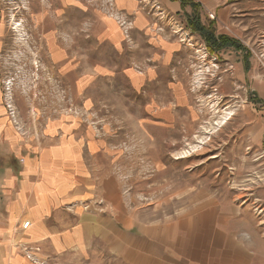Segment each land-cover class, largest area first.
Here are the masks:
<instances>
[{
	"label": "rangeland",
	"instance_id": "374dc122",
	"mask_svg": "<svg viewBox=\"0 0 264 264\" xmlns=\"http://www.w3.org/2000/svg\"><path fill=\"white\" fill-rule=\"evenodd\" d=\"M193 1L204 25L252 56L210 54L188 27L196 9L179 2L174 15L177 1L0 0V103L29 130L68 114L92 125L109 146L94 167L118 180L119 226L143 246L151 230L171 231L199 208L193 195L205 192L242 214L234 236L264 248V156L244 134L255 118L251 90L264 81V0ZM174 40L186 49L169 61ZM134 225L141 235L128 231Z\"/></svg>",
	"mask_w": 264,
	"mask_h": 264
},
{
	"label": "crops",
	"instance_id": "0c3cea01",
	"mask_svg": "<svg viewBox=\"0 0 264 264\" xmlns=\"http://www.w3.org/2000/svg\"><path fill=\"white\" fill-rule=\"evenodd\" d=\"M124 7L129 12L132 6ZM168 8L178 15L181 6L169 2ZM184 49L174 40L166 60ZM251 92L264 101V81ZM248 103L255 118L244 134L264 156V107ZM108 147L76 115H58L29 130L0 103V264H264L262 246L233 235V221L242 214L237 218L232 206L222 207L233 203L205 192L193 195L199 208L184 213L171 231L151 230L150 246L121 231L126 212L119 182L93 162L107 158ZM142 229L128 231L135 236Z\"/></svg>",
	"mask_w": 264,
	"mask_h": 264
},
{
	"label": "trees",
	"instance_id": "16d2710c",
	"mask_svg": "<svg viewBox=\"0 0 264 264\" xmlns=\"http://www.w3.org/2000/svg\"><path fill=\"white\" fill-rule=\"evenodd\" d=\"M177 1L182 4L183 7L190 6L196 9V14L194 17H190L188 20V27L192 30L193 33L199 35L206 44L208 52L212 55L218 54L221 51L235 49L237 51H242L244 54L252 56L251 52L247 51L239 42L233 40L228 36L217 35L214 27V23H209L204 25L199 11L201 10V5L195 3L193 0H172ZM198 11V12H197ZM249 59V58H248ZM245 58V70L246 72L250 71L251 65L249 60ZM251 102L255 104H261L264 107V101H259L256 99H250Z\"/></svg>",
	"mask_w": 264,
	"mask_h": 264
},
{
	"label": "bare ground",
	"instance_id": "6f19581e",
	"mask_svg": "<svg viewBox=\"0 0 264 264\" xmlns=\"http://www.w3.org/2000/svg\"><path fill=\"white\" fill-rule=\"evenodd\" d=\"M17 25V24H16ZM231 115L232 114V110L227 112L225 115H223L222 117H220V119L217 121V123L214 125L215 126V129L218 128V127H221L223 125L226 124V122L231 118ZM187 152L189 151H186V154ZM185 154V153H184Z\"/></svg>",
	"mask_w": 264,
	"mask_h": 264
}]
</instances>
